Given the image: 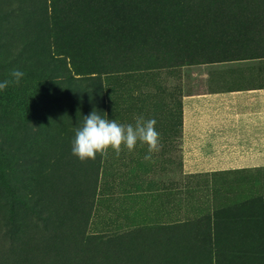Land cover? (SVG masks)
Masks as SVG:
<instances>
[{
    "label": "rangeland",
    "instance_id": "obj_1",
    "mask_svg": "<svg viewBox=\"0 0 264 264\" xmlns=\"http://www.w3.org/2000/svg\"><path fill=\"white\" fill-rule=\"evenodd\" d=\"M251 2V10L238 12L232 22L255 30L240 45L241 55L264 56V0ZM90 5L92 0L80 1L67 9L65 27H48L36 18L38 25L9 33L6 61L11 64L0 68V82L12 79L13 69L25 75L18 85L0 91V205L6 204L1 208L5 212L15 207L23 235H44L26 253L52 251L68 257L79 249L74 241L83 235L122 237L144 229L151 231L149 238L131 249L120 247L126 252L120 264H164L166 255L173 257L167 264H205L211 257L217 264H264V177L238 195L230 177H180L173 172L165 190H157L146 182V170H118L121 161L114 152L87 162L72 155L83 117L93 109L106 113V96H115L123 75L164 70L183 61L173 60L176 52L161 54L155 47L148 52L141 44L129 54L116 50L107 41L106 25L95 23L98 12L89 10ZM20 45L33 56L14 64ZM56 45L70 49L73 57L65 66L75 78H85L83 83L61 77L55 65L37 56L51 55ZM37 198L42 207L60 215L58 222L49 221L52 237L39 229L40 219L32 212ZM197 217L198 226L163 229Z\"/></svg>",
    "mask_w": 264,
    "mask_h": 264
},
{
    "label": "crops",
    "instance_id": "obj_2",
    "mask_svg": "<svg viewBox=\"0 0 264 264\" xmlns=\"http://www.w3.org/2000/svg\"><path fill=\"white\" fill-rule=\"evenodd\" d=\"M123 76L115 96H106L107 118L121 124H134L141 115L155 119L161 149L151 160L144 158L146 145L125 149L115 155L118 170H146V182L157 190H165L173 172L230 177L238 195L263 181L264 56L181 62Z\"/></svg>",
    "mask_w": 264,
    "mask_h": 264
},
{
    "label": "trees",
    "instance_id": "obj_3",
    "mask_svg": "<svg viewBox=\"0 0 264 264\" xmlns=\"http://www.w3.org/2000/svg\"><path fill=\"white\" fill-rule=\"evenodd\" d=\"M80 1L89 0H9L8 2L0 0V39L2 41L0 43V68L11 64L6 61V46L12 30L38 25L39 21L34 20L36 18L43 19V23H46L48 27H65L68 25L67 9L75 7ZM92 1L93 5H90L88 9L97 10L95 23L106 25L109 37L107 41L111 42L116 50L120 49L129 54L137 44H141L149 49L148 52L153 47L161 54L176 52L173 60L182 59L183 64L189 65L221 59L254 58L241 55L240 45L253 37L255 30L253 27L246 26V28L232 22L240 16L238 12L251 10V0ZM101 39L104 40V36ZM56 46H58L56 51L51 55L47 56L45 52H39L37 56L55 65L61 77L68 81L83 83L85 78H75L65 66L66 59L73 57L70 49ZM31 56H33L32 52L20 45L16 49L12 62L16 64L26 61ZM36 200L35 207L32 205L31 208L36 218L40 219L39 229L52 237L54 230L52 226H48L49 221L54 220L56 223L60 215L42 207L40 203H43L40 198ZM4 205H0V209H5ZM1 210L0 264H46L47 262L52 264H120L121 258L126 256V252L120 250V247L127 245L131 249L149 238L151 232L137 229L126 232L122 237L119 235L117 237L83 235L74 241L79 249L70 253L68 257L57 256L52 251L45 254L31 250L26 253L25 248L35 242L43 241L44 235L37 233L28 238L22 234V220L17 215L15 207L11 206L7 212ZM182 222L171 223L163 229L172 231L201 224L199 217ZM69 241H65L66 247H69ZM108 246L112 249L108 250ZM21 254L26 255L23 258ZM16 257L17 263L14 261ZM172 259L171 255H166L162 258V262L166 261L164 264H167V260ZM128 261L131 262V257ZM127 264L130 263L127 262ZM205 264L217 263L215 258L211 257Z\"/></svg>",
    "mask_w": 264,
    "mask_h": 264
},
{
    "label": "clouds",
    "instance_id": "obj_4",
    "mask_svg": "<svg viewBox=\"0 0 264 264\" xmlns=\"http://www.w3.org/2000/svg\"><path fill=\"white\" fill-rule=\"evenodd\" d=\"M12 79L0 82V91L7 89L9 84H19L25 73L13 69L10 73ZM155 119H145L142 115L135 117L134 124H121L116 120L108 119L107 114L93 109L83 117L82 126L76 128L72 141V155L80 162L94 161L97 154L104 158L109 150L117 157L125 149L131 152L138 143L147 146L148 155L145 160H151L152 154L161 149L160 134L156 130Z\"/></svg>",
    "mask_w": 264,
    "mask_h": 264
}]
</instances>
